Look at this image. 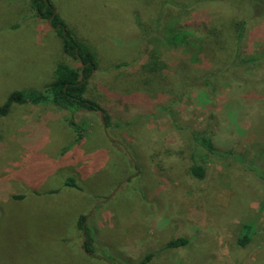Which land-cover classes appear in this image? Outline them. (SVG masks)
<instances>
[{"label": "rangeland", "instance_id": "obj_1", "mask_svg": "<svg viewBox=\"0 0 264 264\" xmlns=\"http://www.w3.org/2000/svg\"><path fill=\"white\" fill-rule=\"evenodd\" d=\"M50 1L96 57L85 97L101 110L48 99L0 116V264H139L149 254L146 264H264V83L231 89L220 68L233 50L218 52L220 32L209 35L230 30L237 57L264 68V0ZM32 11L29 0H0V105L15 90L45 93L59 63L81 66ZM171 27L191 43L168 47ZM157 59L164 69H151ZM178 237L187 244L166 247Z\"/></svg>", "mask_w": 264, "mask_h": 264}, {"label": "trees", "instance_id": "obj_2", "mask_svg": "<svg viewBox=\"0 0 264 264\" xmlns=\"http://www.w3.org/2000/svg\"><path fill=\"white\" fill-rule=\"evenodd\" d=\"M30 7L33 10V14L36 16L48 19L51 18V25L55 28L57 27V31L62 39V47L65 54L68 56L75 58L81 63L80 67H72L67 63H59L55 69V77L52 81L51 85H49L45 91V93H38V92H25L24 90H15L10 93L8 98L5 102L0 105V116L8 115L11 110L13 104H24L26 102H41L51 99L52 103L60 108L65 109L68 111H72L75 113L77 111H97L101 110V106L96 102L89 98L85 97V93L87 91V87L89 84L90 77L93 75L94 71L97 69V60L95 55L88 49H86L82 44L73 36L72 32L68 29L65 21L60 17V15L55 10L54 5L50 0H29ZM170 2H165L168 4ZM160 19V18H159ZM254 20H257L258 17H254ZM254 20H248L247 18L244 19L242 22L238 23L237 27V37L238 41H242L246 30H249V26H252L251 23ZM220 32L218 36L221 39L216 40V46L219 47L218 52L226 50H233V56L226 57L228 62H223L226 64L220 68V74L222 75L223 79L226 83L229 84L231 89H235L236 87L243 88L247 85H250L249 80L250 78H259L264 83V68L259 67L257 69L251 68L249 66L250 63L255 62V59H243L237 56H240V45H237L234 49L231 45V40L224 41L226 35L230 37V30L226 31L224 29H219L217 26H211L209 31V35H213L217 32ZM226 32V33H225ZM190 35H193L192 32H188L186 30H181L179 28H168L166 35H164L165 43L168 47H181L183 44L191 43V40L188 38ZM211 40V39H210ZM222 41V42H221ZM208 43V41H207ZM217 52V51H216ZM217 52V53H218ZM264 53V51H263ZM219 54V53H218ZM229 55V54H228ZM264 56V54H263ZM155 58L157 56H154ZM159 58V57H158ZM153 66L151 69H164L165 63L159 65L158 59L153 61ZM222 64V65H223ZM261 68V69H260ZM183 71L182 69H180ZM196 74L197 78H200V71L198 68L192 71ZM210 75V74H207ZM214 76L211 74L210 77H205L203 74V79L201 85L207 86L212 90H215V87L210 85V78ZM225 83V84H226ZM196 86V85H195ZM259 109L264 110V103L261 104ZM106 120L108 116L105 115ZM70 123L75 125L76 121L74 118L69 120ZM79 137L81 134L79 133ZM195 139L203 145V148L208 153H216L218 149L212 142L211 138L206 136H199L194 135ZM192 174L197 178H203L205 174V165L198 164L197 161H194L191 167ZM261 177H263L262 173H260ZM264 178V177H263ZM86 215H81L78 219V226L83 231L85 235V242L84 248L86 252L89 254L95 252L94 247V239L88 230V225L86 223ZM249 237H243L239 239V243L241 245H245L249 241ZM187 244V239L184 237H178L175 239L170 240L166 247L168 248H175L180 247ZM152 254L147 255L144 259H142L139 264H146L148 260L151 258Z\"/></svg>", "mask_w": 264, "mask_h": 264}, {"label": "water", "instance_id": "obj_3", "mask_svg": "<svg viewBox=\"0 0 264 264\" xmlns=\"http://www.w3.org/2000/svg\"><path fill=\"white\" fill-rule=\"evenodd\" d=\"M47 21H48V23L51 25V18H48ZM55 29H57V27H55ZM101 114L103 115V111H101ZM102 119H103V117H102ZM85 238H86V237H85V235H84V239H85Z\"/></svg>", "mask_w": 264, "mask_h": 264}]
</instances>
